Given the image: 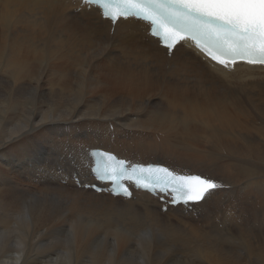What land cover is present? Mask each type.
<instances>
[{
  "label": "bare ground",
  "instance_id": "bare-ground-1",
  "mask_svg": "<svg viewBox=\"0 0 264 264\" xmlns=\"http://www.w3.org/2000/svg\"><path fill=\"white\" fill-rule=\"evenodd\" d=\"M111 30L82 0H0V264H264V67ZM97 147L231 187L166 212L80 187Z\"/></svg>",
  "mask_w": 264,
  "mask_h": 264
},
{
  "label": "snow or ice",
  "instance_id": "snow-or-ice-1",
  "mask_svg": "<svg viewBox=\"0 0 264 264\" xmlns=\"http://www.w3.org/2000/svg\"><path fill=\"white\" fill-rule=\"evenodd\" d=\"M96 5L113 24L121 19L147 21L151 34L171 51L191 38L213 61L228 66L238 60L264 64V0H83ZM178 50V49H177ZM97 153L91 169L97 180L111 182V194L131 198L123 182L132 180L152 194L166 193L172 205L191 208L231 185L203 175H180L167 167L140 166L128 169L110 153ZM80 187L103 191L102 187ZM167 210L166 208L164 209Z\"/></svg>",
  "mask_w": 264,
  "mask_h": 264
},
{
  "label": "rangeland",
  "instance_id": "rangeland-1",
  "mask_svg": "<svg viewBox=\"0 0 264 264\" xmlns=\"http://www.w3.org/2000/svg\"><path fill=\"white\" fill-rule=\"evenodd\" d=\"M262 125H264V123Z\"/></svg>",
  "mask_w": 264,
  "mask_h": 264
}]
</instances>
